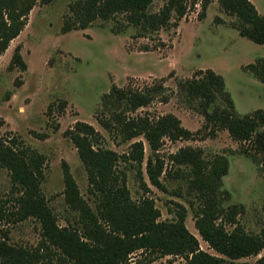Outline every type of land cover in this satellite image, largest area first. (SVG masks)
<instances>
[{
  "label": "rangeland",
  "instance_id": "374dc122",
  "mask_svg": "<svg viewBox=\"0 0 264 264\" xmlns=\"http://www.w3.org/2000/svg\"><path fill=\"white\" fill-rule=\"evenodd\" d=\"M79 1L23 0V7L20 5L28 9L26 25L0 56V138L14 151L30 148L45 158L41 191L60 227H81L83 222L80 206L70 203L65 194L64 163L69 166L77 186L76 196L85 208L98 215L100 203L91 191L85 166L68 131L77 122L87 123L103 136L105 148L120 155L130 152L133 143L142 141L143 174L150 192L144 194L136 169L128 168L127 187L132 199L139 201L145 195L152 198L160 211V221L174 222L184 208L186 228L200 248L223 257L210 248L195 227V211L202 205L200 192L190 167L175 162L174 157L187 149L206 163L225 156L230 167L223 177V189L230 196H221L222 207L243 205L245 211L237 215L236 221L251 233L264 228V169L243 154L247 145L233 140L227 130L214 129L212 135V127H204L206 120L197 109L198 102L192 107L181 100L178 81L211 69L224 78L239 114L264 110V83L244 70L264 58V47L239 35L230 24L234 19L221 10L218 0H208L205 12V0H188L186 16L178 26L144 37L134 27L122 29L121 16L111 21L98 19L86 29L64 33L62 28L75 16L73 8ZM250 1L264 16V0ZM163 3L155 2L153 10H159ZM17 46L27 65L25 71L8 69ZM159 83L171 95L169 102L156 100L133 116L157 119L172 114L194 133L189 140L164 139L159 150L164 162L160 178L163 189L152 186L146 175V161L152 154L147 140L140 136L124 141L97 120L101 99L113 86L142 90ZM22 196L23 190L14 188L10 171L0 163V240L15 247H35L40 241V224L32 217L19 220L16 216ZM227 228L232 229L229 225ZM146 255L137 251L132 256L144 260ZM262 255L264 249L259 256L228 259L226 264H256ZM186 263L182 255H169L159 256L151 264Z\"/></svg>",
  "mask_w": 264,
  "mask_h": 264
},
{
  "label": "trees",
  "instance_id": "16d2710c",
  "mask_svg": "<svg viewBox=\"0 0 264 264\" xmlns=\"http://www.w3.org/2000/svg\"><path fill=\"white\" fill-rule=\"evenodd\" d=\"M157 1L164 3L154 11L153 5ZM218 2L221 10L234 19L230 24L241 37L264 47V16L250 0ZM187 3L188 0H80L73 8L75 16L62 31L86 29L98 19L111 21L121 16L123 25L119 26L122 29L134 27L138 35L144 37L178 26L186 16ZM208 3V0L203 3V12ZM20 5L23 7V0H0V56L26 25L28 9H22ZM20 50L17 46L9 70H26ZM244 70L264 83V58L245 66ZM178 94L189 106L198 102L197 109L206 120L204 127H212L210 133L216 132L214 129L227 130L233 140L247 145L243 147V154L264 169V130H260L264 128V110L239 114L226 90L224 78L211 69L192 79L179 80ZM170 99L171 95L162 83L142 90L113 86L103 95L97 114L99 124L110 134L124 141L140 136L147 140L152 154L146 161V175L150 184L159 189L164 188L160 180L164 162L159 156L164 139L189 140L194 133L185 129L172 114L157 119L133 114L156 100L167 103ZM67 135L85 166L92 193L100 198L98 215L89 212L82 199L76 196V183L69 166L64 163L65 194L70 203L80 206L83 222L81 227H60L41 191L45 158L30 148L14 151L0 138V163L10 171L14 188L23 190L16 216L19 220L32 217L40 224V241L35 247H15L0 240V264H151L159 256L169 255H182L186 264H226L228 259L235 261L262 253L264 228L259 233H251L237 224V215L245 211L243 205L222 207L221 196H230L223 189V177L230 167L225 156L206 163L193 150L187 149L174 157L175 162H184L190 167L200 192L202 205L195 211V227L210 248L223 258L200 248L196 237L186 228L184 208L174 222L160 221V211L152 198L145 195L139 201L132 199L127 187L128 168L136 169L144 194L150 192L143 174L145 151L142 141L133 143L130 152L120 155L105 148L103 136L87 123L77 122ZM137 251L146 253L147 258L134 259L132 255ZM256 264H264V255Z\"/></svg>",
  "mask_w": 264,
  "mask_h": 264
}]
</instances>
